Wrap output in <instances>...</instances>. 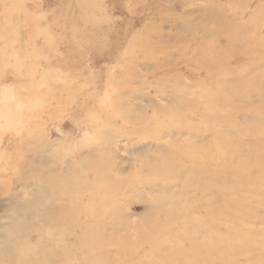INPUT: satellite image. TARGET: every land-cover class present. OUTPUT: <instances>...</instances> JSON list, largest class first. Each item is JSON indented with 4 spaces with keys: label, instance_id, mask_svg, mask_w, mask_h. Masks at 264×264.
<instances>
[{
    "label": "rangeland",
    "instance_id": "obj_1",
    "mask_svg": "<svg viewBox=\"0 0 264 264\" xmlns=\"http://www.w3.org/2000/svg\"><path fill=\"white\" fill-rule=\"evenodd\" d=\"M8 108L0 264H264V0H0Z\"/></svg>",
    "mask_w": 264,
    "mask_h": 264
},
{
    "label": "bare ground",
    "instance_id": "obj_2",
    "mask_svg": "<svg viewBox=\"0 0 264 264\" xmlns=\"http://www.w3.org/2000/svg\"><path fill=\"white\" fill-rule=\"evenodd\" d=\"M11 111H10V109L8 108V110H6L5 112H2L1 110H0V118H5V120H9L10 118H11ZM169 179H170V177H169ZM192 183V182H191ZM83 255V254H82Z\"/></svg>",
    "mask_w": 264,
    "mask_h": 264
}]
</instances>
